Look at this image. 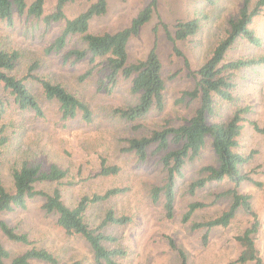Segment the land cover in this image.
<instances>
[{"label":"rangeland","instance_id":"rangeland-1","mask_svg":"<svg viewBox=\"0 0 264 264\" xmlns=\"http://www.w3.org/2000/svg\"><path fill=\"white\" fill-rule=\"evenodd\" d=\"M95 1V0H92ZM91 1V2H92ZM149 0H107V10L96 17L91 24L92 32L116 31L129 25L139 9ZM56 0H46L45 14L53 11ZM90 0H75L65 8L67 17H73L84 10ZM256 0H251L254 5ZM242 0H159L152 18L143 25L138 34L128 43L129 62L146 56L155 46L162 64L165 80L164 108L150 111L135 123H128L115 116L112 110L134 101L129 92L130 82L119 78L117 84L107 92L99 87L96 68L85 79L80 76L93 63L88 60H66L63 53L72 47H82L77 38L69 41L60 52L47 51L54 39L61 33L63 22L46 27L40 18L25 15L14 17L11 25L0 21V48L16 50L19 54L10 74L24 78L25 84L36 96L42 110L38 116L32 110H20L8 92L0 87V97L6 104L5 113L0 117V129L7 137L2 146L0 172L5 186L12 189L11 171L22 161L40 163L48 168L56 164L67 170L63 179L54 182H38L37 190L51 192L57 188L63 202L74 206L79 199L93 194H102L112 187L125 188L104 201L91 203L85 213V222L91 228L100 226L107 211L116 216L126 215L131 221L124 225L106 224L100 230L114 238L105 241L109 248L124 249L127 254L118 258L120 264H179L177 249L187 255V264H235L241 246L235 239L250 226L252 217L239 209L226 227H214L208 234L207 244L202 237L205 229H192L193 222L213 218L226 210L230 196L217 195L236 187L240 193L251 196V205L257 214L259 227L254 234L255 245L264 261V133L252 125L255 122L264 127V64L242 68L234 73L233 101L215 102L213 120L227 119L237 108L248 107L243 113L244 121L238 145L235 148L244 155L252 156L242 166L252 181H243L237 186L230 180L208 182L194 194L188 192V185L198 176L200 167L214 163V155L207 141L198 158L184 168V177L177 179L174 215L167 219L164 215L163 197L154 201L151 189L161 185L164 178L158 154L148 150L145 161H139L123 150L124 140L132 136L148 134L165 124L179 125L189 118L198 101H189L184 91L194 87V80L184 64L186 58L190 69L195 70L211 54L214 46L225 34L227 21L241 7ZM199 17L200 28L196 34L175 46L182 55L173 51V24L176 20ZM251 28L260 42L252 44L237 39L226 51L224 61L240 58L264 57V8L254 18ZM28 75L45 78L59 83L67 91L85 102L92 111V120L85 122L81 114L72 119H62L58 104L44 98L39 83ZM182 98V99H181ZM134 125L138 128L134 129ZM119 167L115 175L103 176L100 160ZM199 201L206 207L196 210L190 221L183 223L182 215L188 204ZM43 199L34 197L27 202L26 210L1 213L0 216L19 232H25L39 247L52 252L59 264H97L86 241L79 235H67L56 224L55 214H45L41 210ZM174 244V248L170 242ZM0 242L14 253L24 250L23 245L11 242L0 232ZM46 264V263H37Z\"/></svg>","mask_w":264,"mask_h":264},{"label":"trees","instance_id":"trees-1","mask_svg":"<svg viewBox=\"0 0 264 264\" xmlns=\"http://www.w3.org/2000/svg\"><path fill=\"white\" fill-rule=\"evenodd\" d=\"M75 0H56L53 11L45 14L46 0H0V21L6 25L13 23L16 15L30 18H40L46 27L52 23L63 22L61 33L54 39L47 51L60 52L64 50L69 41L77 38L82 47H72L63 53L66 60L73 57L76 61L88 60L93 66L80 76L87 78L96 68L99 73L98 85L107 92H111L119 78L130 82L129 92L135 97L134 101L116 107L113 114L128 123H135L146 116L150 111H162L164 108L165 80L162 76V64L155 46L151 47L146 56L129 62L128 43L138 34L157 9L159 0H149L145 6L138 10L128 26L116 31L92 32V21L103 15L107 10V0H90V4L73 17H67L65 8ZM211 2L212 0H202ZM264 8V0H242L237 13L227 21L225 34L214 46L209 57L195 70L190 69L188 60L184 59L185 67L194 80V87L184 91L182 98L187 96L189 101H198V106L192 115L179 125L165 124L159 129L151 130L148 134L132 136L124 140L123 150L132 153L137 160L145 161L149 155L148 150L154 146L152 153L158 154L164 172L163 183L151 189L154 201L163 197L164 215L167 219L173 218L177 179L184 177L186 165L199 157L206 147L207 141L214 155V163L200 167L199 176L188 185V192L194 194L208 182L232 181L236 186L243 181H252L248 173L242 172V166L248 162L252 153L244 155L235 148L238 145V136L241 133L244 121L243 113L248 107L237 108L225 120L214 121L215 102L233 101L232 89L234 87V73L242 68L264 64V57L240 58L224 61L227 49L237 40L244 39L252 44L260 42L259 37L251 28L254 18ZM199 17L187 20L178 19L173 26V51L182 55L175 46L176 41H183L197 33L200 28ZM19 54L16 50L0 48V87L13 98L14 104L20 110H32L42 116V110L34 93L25 84L24 78H17L10 74L14 68ZM36 80L45 99L58 104L61 118L72 119L81 114L85 122L92 120V111L81 99L66 90L59 83H53L45 78L28 75ZM181 98V99H182ZM7 102V101H6ZM0 97V117L5 113L6 103ZM258 132L264 133V127L252 122ZM138 128L137 125L133 127ZM7 137L0 129V167L2 146ZM119 167L109 165L106 160H100V172L103 176L115 175ZM67 175V170L56 164L44 168L40 163L22 161L11 171L12 189L9 190L2 179L0 172V214L26 210L27 202L34 197L43 199L41 210L45 214H55L56 224L67 235H79L89 245L97 264H120L117 259L124 257L127 252L121 248L106 247L105 241L114 238L106 235L100 229L106 224L124 225L131 221L126 215L116 216L111 210L107 211L100 226L91 228L84 219V213L91 203L104 201L116 194L124 192L125 188L112 187L102 194L82 196L76 205H66L59 189L51 192L37 190L38 182H56ZM230 196L231 202L226 210L218 216L203 221L193 222L192 229H205L202 237L203 244H207L208 232L214 227H226L236 216L239 209L244 210L252 217V222L244 232L235 236L241 250L234 260L235 264H264L255 245L254 234L258 231L259 221L251 205V196L240 193L236 187L229 188L217 195ZM204 202L195 201L187 206L181 221H190L193 213L206 207ZM0 232L5 238L24 250L14 253L0 242V264H59L58 258L44 247H39L25 232H19L0 216ZM174 248L172 241H169ZM179 264H187V255L182 249H177ZM70 264H80L73 261Z\"/></svg>","mask_w":264,"mask_h":264}]
</instances>
